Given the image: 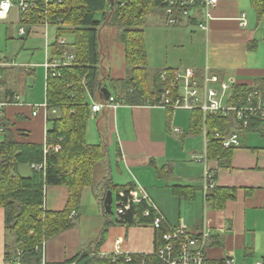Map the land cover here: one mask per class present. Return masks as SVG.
Here are the masks:
<instances>
[{
    "label": "crops",
    "instance_id": "crops-1",
    "mask_svg": "<svg viewBox=\"0 0 264 264\" xmlns=\"http://www.w3.org/2000/svg\"><path fill=\"white\" fill-rule=\"evenodd\" d=\"M210 13L212 19L207 30L194 24L169 26L163 19L161 23L169 26L163 28L166 41L178 49V53L167 52L157 67L147 64L149 85L155 74L162 70L191 69L198 80L208 73L215 74L220 82H228L231 91L226 103L229 106L235 86L256 90L264 106V14H257L251 0H217ZM20 25L19 12L12 8L0 19V43L10 39L24 40L29 34L19 35ZM24 28L26 32L32 29L30 25ZM33 31L42 36L43 28L33 27ZM118 34L119 29L115 26L100 29L101 67L112 79H123L128 71L124 45ZM105 59L111 60L106 67ZM1 69L0 92H11L19 98L18 103L4 107L3 129L6 126L19 143L44 144L48 119L55 114L51 112L54 109L39 110L32 115V106L46 101V71L41 86L44 97L40 101L27 89H21L22 85L27 86L26 76L33 74L32 68L2 77L5 69ZM15 78L19 82L17 86L11 83V80L16 81ZM193 111L196 110L172 109L151 103H119L116 107H105L97 114L90 112L86 139L90 128L97 130V141L90 143L87 140L88 143L96 144L104 139L108 179L112 185L134 184L136 188H142L170 226L184 225L191 232L208 229L205 249L208 263L231 259L233 264H257L264 258V117L252 118L248 127L243 128L230 111L232 118L225 128L226 133L237 129L240 144L232 148L229 160L221 164L216 158L207 157L205 128L195 132L191 129ZM3 129L0 130V142L4 139ZM204 155L206 162L202 160ZM205 166L214 174L215 187L233 190L231 198L216 205L206 198L210 192L205 195L202 191ZM17 172L24 177L31 176L32 166L18 165ZM101 192L99 186L82 189L78 206L72 211L75 212L72 225L43 240L41 260L58 264L93 251L104 258L112 257L116 251L122 255L154 252L155 228L152 225H126L118 223L117 217L107 216L100 204ZM44 193L46 210L60 211L65 207L67 187L47 186ZM103 229L105 233L101 239ZM13 241L14 236L5 227L4 210L0 208V264L4 262L7 246H12Z\"/></svg>",
    "mask_w": 264,
    "mask_h": 264
},
{
    "label": "trees",
    "instance_id": "trees-1",
    "mask_svg": "<svg viewBox=\"0 0 264 264\" xmlns=\"http://www.w3.org/2000/svg\"><path fill=\"white\" fill-rule=\"evenodd\" d=\"M258 15L264 14V0H251ZM160 0H61L53 5L51 19H59L62 26L57 36H73L72 49L75 60L71 65L59 68V74H47L45 94L48 110H56L49 119L46 140L41 143H19L5 128L0 142V208L4 210L6 229L14 236L12 246H7L3 264H39L41 254L35 249L43 240L66 230L72 225V211L78 206L85 186H99L100 204L103 206L107 190L116 194V201L126 204L136 189L134 184L112 185L108 179L107 151L104 139L90 144L86 139L87 120L90 116L88 97L105 100L102 88L110 83L116 102L141 105L157 102L166 82L157 72L148 83L147 57L142 26L146 17L160 10ZM106 25L119 28L118 38L124 45L127 75L123 79H112L101 67L100 29ZM65 47L54 46L52 52L60 53ZM248 89L235 86L229 104L243 106ZM14 94L0 92V100L11 101ZM232 118V113L209 114L203 119L200 110L193 111L191 129L195 132L205 128L207 157L216 158L221 164L229 160L232 148L222 147L213 137L214 131L222 134ZM100 135L101 132H100ZM41 164L32 168L31 176H21L18 165ZM100 178H97L98 174ZM65 186L68 199L60 211L44 207L45 188ZM233 190L214 187L206 195L216 205L233 196ZM218 206H220L218 204ZM150 208V214L143 211ZM104 214L109 216L103 209ZM156 212L145 200L129 204V209L117 213V222L126 225H152ZM165 226L155 229L156 247L162 244ZM105 229L101 232L104 237ZM131 254L126 262L122 254L100 257L95 251L77 255L67 263L73 264H160L155 257ZM144 261V262H142Z\"/></svg>",
    "mask_w": 264,
    "mask_h": 264
},
{
    "label": "built area",
    "instance_id": "built-area-1",
    "mask_svg": "<svg viewBox=\"0 0 264 264\" xmlns=\"http://www.w3.org/2000/svg\"><path fill=\"white\" fill-rule=\"evenodd\" d=\"M61 0H0V19L5 18L12 8H16L20 15L21 25L18 29L19 35L34 34L33 27L43 28L42 38L46 50L45 62L43 66L47 74L56 76L59 74L58 69L67 65H71L74 60V52L72 49V41L67 40L64 35L50 37L47 28L50 25L59 24V19L53 20L52 7ZM160 11L163 14L165 23L169 26L194 24L201 30H207L208 24L212 19L210 10L216 5L217 0H160ZM245 24L244 20L241 22ZM30 25L32 29L26 32L24 26ZM64 46L65 48L57 54L52 52L54 46ZM9 62L1 59L0 68L7 67ZM160 79L166 82L159 95L157 102L163 107L172 109L200 110L205 117L208 114L222 113L226 114L230 111L234 112L236 123L239 127H248L250 120L255 117H264V106L261 104L260 94L256 90L248 91L245 105L229 106L226 101L231 91L228 82L219 81L215 74H205L202 80L195 78L191 69L174 68L170 70H162ZM216 84V85H214ZM19 98L12 96L11 101L0 100V130L3 129V109L5 106L18 103ZM113 95L101 101L90 98L89 110L92 114L99 113L105 107H116ZM32 115H36L39 110H48L47 102L34 104L32 106ZM55 113V110L51 111ZM178 132V128H174ZM205 133V129H204ZM213 137L219 140L222 147L234 148L239 146V132L237 129L222 134L215 130ZM202 160L206 162L204 155ZM32 168L39 170L41 164H31ZM215 187V179L213 172L206 166L203 171L202 191L206 195L208 191ZM147 201L151 208L156 212L152 226L157 229L162 225L166 230L162 234V244L154 250L150 257H155L160 264H210L207 262L205 253L207 240L209 237L208 229L202 228L200 231H188L184 225L170 226L163 214L158 210L151 201L147 193L142 188H136L132 191L131 199L126 203L117 202L116 212L122 213L129 209V204ZM72 215L75 212L71 213ZM144 216L150 214V208L143 211ZM45 242L36 246L35 249L40 252L43 257ZM121 254L116 251L114 255ZM126 262L131 261V254H123ZM150 257L148 259H150ZM144 262V261H142ZM39 264H48L43 259ZM73 264V263H58ZM215 264H233L231 259H226ZM257 264H264V258L259 260Z\"/></svg>",
    "mask_w": 264,
    "mask_h": 264
},
{
    "label": "rangeland",
    "instance_id": "rangeland-1",
    "mask_svg": "<svg viewBox=\"0 0 264 264\" xmlns=\"http://www.w3.org/2000/svg\"><path fill=\"white\" fill-rule=\"evenodd\" d=\"M163 14L160 10L151 12L145 19V23L142 26L143 29V40H144V47L147 57V64L151 66H158V63L163 60V57L168 52L171 55H175L178 53V49H174L171 47V45L168 44L166 41V37L164 35V29L169 26L164 25L163 23ZM106 25V22H103L101 25V28ZM62 27L60 24L57 25H50L47 28L48 35L50 37H54L56 35V31L58 28ZM41 29V27H38ZM119 29V28H118ZM42 31V30H40ZM39 31V32H40ZM38 33H32L25 37L24 40H16V39H10L7 41V43L1 44L0 43V57L3 60H6L9 62L7 67H4L3 74L4 76H9L10 74H14L13 71L16 72H22L27 70V68H32L34 70L33 74L31 76H26L25 82L27 83V86L22 85L21 89L29 91V94H31L34 98L38 100H43L44 93L41 89L42 86V78H44V72L45 68L43 66V63L45 62V46H44V40L41 35H37ZM64 37L69 40L70 42L73 41V36L66 34ZM180 51V50H179ZM115 62V64H119V61L112 60ZM111 60H104V65L106 67V64L109 65ZM112 62V63H113ZM119 69V67H117ZM6 72V73H5ZM18 73V74H19ZM18 78V77H17ZM11 80L12 85L17 86L19 84L18 79ZM10 81V78H8ZM108 86V85H107ZM109 91L111 90V87L108 86ZM42 102V101H41ZM33 103V104H40ZM188 112V111H186ZM231 114V112H229ZM94 121V120H92ZM87 140L88 142H95L97 141V130L91 129L88 130L87 134ZM101 175H97V178H100ZM116 194L112 193V203H111V210L112 214H109L111 217H117L116 216Z\"/></svg>",
    "mask_w": 264,
    "mask_h": 264
},
{
    "label": "water",
    "instance_id": "water-1",
    "mask_svg": "<svg viewBox=\"0 0 264 264\" xmlns=\"http://www.w3.org/2000/svg\"><path fill=\"white\" fill-rule=\"evenodd\" d=\"M101 91H102V94L105 98L109 97L110 92L107 88L103 87ZM111 203H112V192L110 190H107L104 194L103 209L108 214L113 213L111 210Z\"/></svg>",
    "mask_w": 264,
    "mask_h": 264
}]
</instances>
